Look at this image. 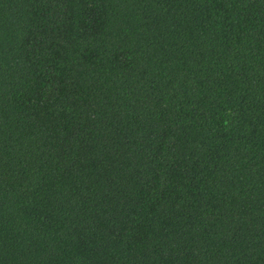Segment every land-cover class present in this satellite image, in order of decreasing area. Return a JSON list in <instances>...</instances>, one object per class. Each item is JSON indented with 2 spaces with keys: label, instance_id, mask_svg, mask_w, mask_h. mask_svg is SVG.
I'll return each instance as SVG.
<instances>
[{
  "label": "trees",
  "instance_id": "1",
  "mask_svg": "<svg viewBox=\"0 0 264 264\" xmlns=\"http://www.w3.org/2000/svg\"><path fill=\"white\" fill-rule=\"evenodd\" d=\"M0 264H264V0H0Z\"/></svg>",
  "mask_w": 264,
  "mask_h": 264
}]
</instances>
